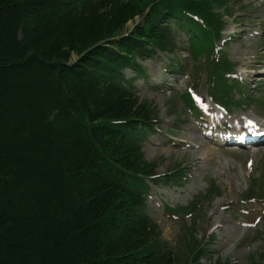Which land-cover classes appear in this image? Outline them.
<instances>
[{
    "label": "trees",
    "instance_id": "obj_1",
    "mask_svg": "<svg viewBox=\"0 0 264 264\" xmlns=\"http://www.w3.org/2000/svg\"><path fill=\"white\" fill-rule=\"evenodd\" d=\"M234 1L0 0V264H182L145 212L156 109L124 73L182 15L220 39ZM220 59L209 86L231 104Z\"/></svg>",
    "mask_w": 264,
    "mask_h": 264
},
{
    "label": "rangeland",
    "instance_id": "obj_2",
    "mask_svg": "<svg viewBox=\"0 0 264 264\" xmlns=\"http://www.w3.org/2000/svg\"><path fill=\"white\" fill-rule=\"evenodd\" d=\"M240 3L248 11L240 10ZM234 8L236 17H224L227 25L223 39L215 43L220 50L214 47V51L219 53L217 59L222 57L221 62L228 60L234 66L232 72L236 76L225 73V78L238 79L244 85V88L237 85L230 96L238 98L245 89L243 96H248L254 105L245 114L264 123L257 117H264V0H235L231 9ZM181 18L185 23L196 25L187 16ZM140 20L137 17L130 21L123 32L133 29ZM179 28L174 25L168 28L165 38L172 42L162 44L172 54L158 52L152 57L139 58L142 67H137L138 72L126 69L124 73L133 80L140 100L156 109L157 123L149 134L143 135L140 143L146 161L165 178L161 185L149 184L145 212L157 223L163 239L182 264L197 249L196 255H201L202 264L217 260L230 264H264V217L253 223L264 212V144L254 151L244 145L227 147L206 137V130L213 125L210 115H225L210 97L219 94L215 86V89L209 86V63L214 54L210 57L199 54V48L190 42L199 34L189 36L193 32L191 26L184 25L183 31ZM191 101L204 117L194 116ZM246 105L249 102L237 108L233 117L220 118L221 122L233 125L235 119L243 117L241 110ZM172 120L183 125L175 129L177 126ZM212 181L218 195L212 201L204 199L195 204ZM208 194H213L211 189ZM251 195L262 198L242 199Z\"/></svg>",
    "mask_w": 264,
    "mask_h": 264
},
{
    "label": "bare ground",
    "instance_id": "obj_3",
    "mask_svg": "<svg viewBox=\"0 0 264 264\" xmlns=\"http://www.w3.org/2000/svg\"><path fill=\"white\" fill-rule=\"evenodd\" d=\"M230 117H233V115H231ZM228 116H221V117H215V116H211L210 117V122L211 123H214L216 121L220 122L221 125H227L229 126V128L225 131H227L228 133H236V134H243V135H251L253 134V129L252 127L250 126H246L245 124H240V122L242 121L243 117L239 120H234L233 121V125L232 124H227L226 121L224 122H221V119L220 118H225V119H228L230 118ZM230 122V121H229ZM228 122V123H229ZM264 129V124H260V125H257V130H263ZM205 134L207 135V137L211 138L212 140L216 141L217 144H227V143H230L232 142L231 140H228V139H225L223 140V142H220V140H218L214 134H215V129L212 127L211 130H206ZM216 138V139H215ZM233 142H236V143H239V144H242V141L241 140H234ZM188 143V142H187ZM190 143V142H189ZM261 144V143H259ZM211 150V149H210ZM211 155V154H210Z\"/></svg>",
    "mask_w": 264,
    "mask_h": 264
}]
</instances>
